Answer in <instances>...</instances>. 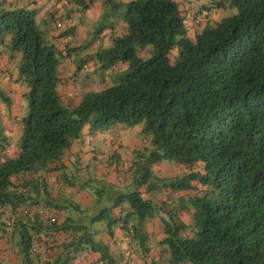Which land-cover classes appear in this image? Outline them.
Masks as SVG:
<instances>
[{
    "label": "trees",
    "instance_id": "trees-1",
    "mask_svg": "<svg viewBox=\"0 0 264 264\" xmlns=\"http://www.w3.org/2000/svg\"><path fill=\"white\" fill-rule=\"evenodd\" d=\"M38 1L0 0V47L22 53L19 72L29 88L15 156L0 114V237L8 253L0 250V264H132L121 263L102 239L113 240L117 229L145 264H264V0H231L237 13L214 24L193 19L175 0H129L124 34L112 35L109 46L77 64L76 74L88 76L96 62L104 88L73 107L59 91L64 52L46 43ZM72 2L81 11L94 3ZM51 15L65 23L62 31L55 28L58 36L71 40L70 18ZM104 29L91 41L99 42ZM148 47L153 57L146 59ZM115 70L124 74L110 83ZM1 103L10 105L0 85ZM142 124L150 141L133 151V162L121 153L97 160L99 173L109 168L106 175L117 183L103 178L101 189L91 192L95 178L66 165L87 126L96 135ZM163 162L177 170L153 171ZM196 178L211 190L193 187ZM157 189L161 206L145 197ZM74 190L89 193L92 206L84 208ZM104 221L107 227L94 230ZM156 221L162 241L147 231Z\"/></svg>",
    "mask_w": 264,
    "mask_h": 264
},
{
    "label": "crops",
    "instance_id": "crops-1",
    "mask_svg": "<svg viewBox=\"0 0 264 264\" xmlns=\"http://www.w3.org/2000/svg\"><path fill=\"white\" fill-rule=\"evenodd\" d=\"M175 1L181 5L182 9L191 11L193 13V19L198 18L202 20V22L204 21L206 23H218L225 17L226 14L233 12V10H230L229 8V2L231 0ZM70 5L67 8L65 7L62 9L61 7H59V0H39L38 4H36L35 7L39 11L37 23L39 22L40 25L51 26L50 31H48L47 33L43 32L44 35H46L49 41L53 42L59 50L64 52L63 62L60 66L62 83L60 84L59 91L65 105L75 106L79 103L81 97L83 96L85 88L89 90L99 91L100 87L99 89H97L96 82L92 83L89 78H86L88 82L86 84L84 83L83 87H81L82 85L79 82V75L76 74L77 66H74L72 60L69 58L71 52H74L78 47H74V45L71 44H69V46L60 36H58V33L54 28V21L56 19L51 15V13L53 11L56 12V15L61 16L64 20L70 18L75 29V35L72 36L71 40L78 39L82 43V39L85 36L86 30L84 26L77 28L75 18H82L83 16H86L89 19H92L97 12H101V7H99L98 4L92 3L88 5L89 7H87V9H85L83 13H81V10L77 12L72 11L70 9ZM124 27L125 25L122 21L120 23H116V27L112 28L111 30L104 29L98 36L99 38H101L99 42H95L98 44L103 43L105 47L109 46L111 36H120L121 34H124ZM71 48L72 51L68 53L69 49ZM14 56L9 49L0 47V85L7 93V97L10 100L9 107H6L2 103L0 104V114L5 133L6 135L9 134L10 136L18 135L20 132L18 129V124L20 121V117L18 116V114L20 113V108L23 107V97L25 95L21 88L23 87V83L21 81L22 79L20 77V72L16 68L17 60ZM115 72L116 73L113 74L109 73L111 74V76L107 79L110 81V83L111 81H115L116 79L115 76L117 74V70H115ZM130 129H125L122 125H116L108 132L90 135L89 127L87 126L83 131L81 139L77 140L74 143V145L66 155L65 162L66 165L70 168L69 170L72 172L75 166H78L79 168V166H81V162H84L86 166L80 168L81 170H83L80 171L81 177H84V174L91 177V174L97 176V174L99 173L97 166V160H99L98 157L103 156L102 158H110L114 154L121 153V155H124L125 152L130 153L132 151L136 152L140 150L142 148V143L139 140V135H137V133L140 132L139 127H133V132L131 134L129 132ZM17 151L18 149L11 143L8 149V153L11 156H15ZM180 172L187 173L184 168H182ZM57 174V172L52 173L50 180L55 178ZM93 178L94 176L92 177V179ZM99 179L101 180L102 178ZM105 179L108 183H117L114 176H109ZM96 180L97 179H93L91 180V182L94 183ZM93 188V186L89 187V190L92 192L94 191ZM73 193H75L74 199L79 201L84 208L92 206L91 201L89 199H86L89 197V195H87L89 193H86L85 191L84 194H82L81 192L76 194L75 190L73 191ZM52 197L53 199H57L58 193L54 192L52 194ZM162 229L163 228L160 221L149 224L147 227V231L150 234H153L158 241H162L165 237ZM115 231V237L113 240L109 241V238L106 234H103L102 238L105 242H109L112 255L120 259L121 263L132 261V264H145L143 262V260L145 259H140V249L137 247L133 248V246H128L129 244L121 241L124 237L123 232L118 229ZM6 241L7 239H3L0 237V250L3 252V255L5 257L8 256V253H4L5 247L7 246ZM119 241L121 242L119 243ZM159 250V248H155L152 251L153 256L159 255ZM96 256L97 255H93L94 258H96Z\"/></svg>",
    "mask_w": 264,
    "mask_h": 264
},
{
    "label": "rangeland",
    "instance_id": "rangeland-1",
    "mask_svg": "<svg viewBox=\"0 0 264 264\" xmlns=\"http://www.w3.org/2000/svg\"><path fill=\"white\" fill-rule=\"evenodd\" d=\"M82 1L88 3L90 0H82ZM92 1L94 2V4H98V6L101 7V12L100 13L97 12L96 15L92 19H89L86 16H83L82 18H79V17L75 18L76 19L75 22L77 23V28L84 26V28L86 30L85 36L82 39L83 44L78 39L66 41V44H68V45L71 44V45H74V47H78L74 52H71V54L69 56V58L72 60L74 66H77V64H79L83 60H87L93 56L95 57L99 51L104 50L105 45L103 43L98 44L96 42H92L91 41L92 37L95 35V32L99 31V29H101V28H106V29L114 28V27H116V23L122 22L121 17L123 15V13L125 12L126 4L129 0H114L117 5L120 3L121 6H119L118 8L111 6L110 3H106V0H92ZM70 9L74 12H77L79 10H82V6H81V4L72 2L70 5ZM83 12H84V10L81 11V13H83ZM236 13H237V10L234 9L233 12L226 14L225 17L233 16ZM38 27L44 33H47L51 29L50 25H48V26L40 25L39 22H38ZM44 39H45L47 44H49V45L54 44L53 42L49 41V39L46 37V35H45ZM77 44H79L80 46ZM148 49H149L148 54H146V55L142 54V56L146 59L153 57L152 48L148 47ZM12 54H14V53H12ZM173 54L177 55V52H174ZM173 54H171V56H172V63L174 64L177 57L175 58L173 56ZM14 57L17 60L16 68L19 71V66H20L21 61H22V53L17 51L15 53ZM93 63H90V68L88 69L89 72H91V73L88 75V77L84 76V74L79 75V82L82 85L81 87H83L84 83L86 84L88 82L86 78H89V80L92 81V83L96 82L97 89H99V87H100V91H101L104 88V86L100 83V81L102 80L103 77H102L100 71L95 72L93 70L95 68V66L98 67V65H96L97 64L96 62H93ZM95 70H96V68H95ZM117 74L119 76H122L124 74V71H121L120 74H119V72H117ZM20 77H21V75H20ZM21 81L23 83L22 84L23 87H21V88H22L25 95L23 97V107L20 108V113L18 114V116L20 117L19 118L20 121L22 120V118H24L28 114V101H27V98L25 96L29 93V88H28L27 84L25 83V81H23V80H21ZM115 84H112V85H115ZM112 85H109V86H112ZM91 91H96V90H89V89L85 88L83 95H86L87 93H90ZM18 127H19L18 129L20 131L18 135L10 136L9 134H7V137L9 139L8 140L9 143L10 144L12 143V145L15 147H19L20 142H21L22 132H23V128L21 127L20 123L18 124ZM143 127H144V124L140 125L139 126L140 132L137 133V135H139V140L141 143H144L147 140L150 141L149 138L143 137L141 135V131H142ZM129 132H130V134L133 132L132 128L130 129ZM146 146L149 149H152V147H151L152 145H150V142ZM102 157L103 156L98 157L99 160H101V159L103 160ZM134 159H135V153H133V151L130 153L125 152V154L123 155V161L126 160L127 162L131 163V162H133ZM83 166H86V164L84 162H81V166H79V167L82 168ZM105 170H106V172L100 171V173H98L97 176L91 174L92 176H94L95 179H97L95 181V184H93V187H94L93 189L94 190L96 189L95 191H97L99 188L101 189L102 183L98 182V181H102L103 178H108V176L106 174L108 173L109 168L108 169L105 168ZM156 170L157 171L162 170L161 171L162 175H164L163 171L166 172V175H171L174 171L177 170V165H176V163H173V162H163V163H160V164L153 167V171L156 172ZM158 172L155 175H158L159 174ZM200 173H201V175H203L202 172H200ZM103 175H106V176H103ZM131 175H132V173L130 172V174H128V176H127V179L125 180V183L129 182L128 178H129V176L131 177ZM99 178H102V179L100 180ZM102 182L105 183L106 179H105V182L104 181H102ZM154 183L157 187H160V185H161V182H159V181H154ZM190 184L193 187L198 188L200 192L202 190H204V191L207 190V188H209L211 190V187L209 185L206 186V185L201 184L200 180H198L197 178L194 179L193 181H190ZM115 189L125 192V190L127 188H115ZM160 191L161 190L157 189L155 191H152L151 193H146L145 197L147 199L153 200L156 205L161 206V205H163V203L160 202L158 199H156V197L159 196V194H157V192H160ZM204 193L205 192H202V195ZM200 195L201 194H198V193L188 192V196L190 198H193V199L198 197V196L201 197ZM188 226L193 228V225H188ZM103 227H107L106 221L96 224L94 230L99 229V228H103Z\"/></svg>",
    "mask_w": 264,
    "mask_h": 264
},
{
    "label": "built area",
    "instance_id": "built-area-1",
    "mask_svg": "<svg viewBox=\"0 0 264 264\" xmlns=\"http://www.w3.org/2000/svg\"><path fill=\"white\" fill-rule=\"evenodd\" d=\"M68 0H59V7H61L62 9L68 6ZM65 26L64 22H61L60 20L55 22V28L59 29V30H63ZM129 165H126V168H128ZM27 213V212H26Z\"/></svg>",
    "mask_w": 264,
    "mask_h": 264
},
{
    "label": "clouds",
    "instance_id": "clouds-1",
    "mask_svg": "<svg viewBox=\"0 0 264 264\" xmlns=\"http://www.w3.org/2000/svg\"><path fill=\"white\" fill-rule=\"evenodd\" d=\"M68 6H69V5H68ZM68 6H67V7H68ZM55 22H56V21H54V28H55Z\"/></svg>",
    "mask_w": 264,
    "mask_h": 264
}]
</instances>
